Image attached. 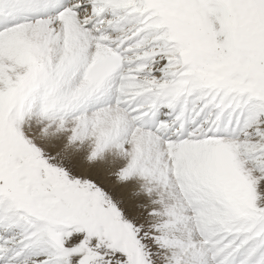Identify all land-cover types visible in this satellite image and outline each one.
<instances>
[{
  "label": "snow or ice",
  "instance_id": "obj_1",
  "mask_svg": "<svg viewBox=\"0 0 264 264\" xmlns=\"http://www.w3.org/2000/svg\"><path fill=\"white\" fill-rule=\"evenodd\" d=\"M0 264H264V0H0Z\"/></svg>",
  "mask_w": 264,
  "mask_h": 264
}]
</instances>
